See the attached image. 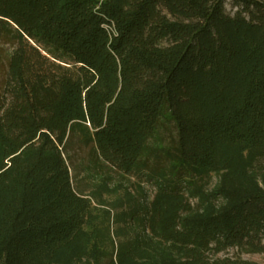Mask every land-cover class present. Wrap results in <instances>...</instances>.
I'll list each match as a JSON object with an SVG mask.
<instances>
[{
	"label": "trees",
	"instance_id": "trees-1",
	"mask_svg": "<svg viewBox=\"0 0 264 264\" xmlns=\"http://www.w3.org/2000/svg\"><path fill=\"white\" fill-rule=\"evenodd\" d=\"M4 45L0 264L264 254V0H0V57ZM156 136L165 146L143 159ZM82 148L156 184L147 206L114 220L126 223L117 241L86 228Z\"/></svg>",
	"mask_w": 264,
	"mask_h": 264
},
{
	"label": "rangeland",
	"instance_id": "rangeland-1",
	"mask_svg": "<svg viewBox=\"0 0 264 264\" xmlns=\"http://www.w3.org/2000/svg\"><path fill=\"white\" fill-rule=\"evenodd\" d=\"M237 8L231 2H227V13L234 15ZM12 52L9 45H4L1 49L0 57V88L5 80L8 57ZM165 146L161 138L156 136L147 146L143 159L148 158L151 152L157 148ZM92 151L88 148L73 150V164L77 170L74 175V185L76 189L91 200L93 211L91 219L86 228L88 230L110 229L111 236L119 240L113 232L119 228H124L126 223L116 224L114 221L120 214L136 209L138 206L147 204L153 199L156 192V184L149 179L147 174L142 175L139 171L132 175H123L115 172L102 161H95ZM94 160V161H93ZM153 162V161H150ZM219 181L216 174L209 178V189L213 190ZM110 211V222L107 213ZM130 228L124 231L125 240H138L141 228H137L128 222ZM132 226V227H131ZM97 231V230H96ZM107 232V231H106ZM110 242V239L106 240ZM139 242V241H138ZM110 244V243H109ZM106 250L110 249L105 245ZM221 259L238 260L239 262H249L250 264H264V254H248L241 252L237 248L229 249L219 255Z\"/></svg>",
	"mask_w": 264,
	"mask_h": 264
}]
</instances>
